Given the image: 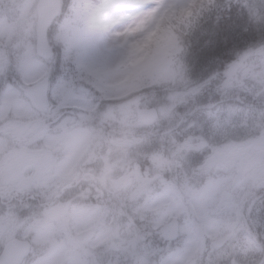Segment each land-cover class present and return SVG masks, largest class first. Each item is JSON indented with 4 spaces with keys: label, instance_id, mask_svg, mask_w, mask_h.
Returning a JSON list of instances; mask_svg holds the SVG:
<instances>
[{
    "label": "rangeland",
    "instance_id": "1",
    "mask_svg": "<svg viewBox=\"0 0 264 264\" xmlns=\"http://www.w3.org/2000/svg\"><path fill=\"white\" fill-rule=\"evenodd\" d=\"M176 1L187 0H164L167 8L162 13ZM124 2L128 11H134L154 0ZM33 4L34 0H0V120L8 122L4 113L14 108L21 116L16 126L0 124V131L7 136L6 140L0 137V164L13 161L18 167L31 165L37 172L28 190L23 191V195L32 193L34 201L27 208L32 221L22 231L36 232L37 245L44 244L36 248L29 262L106 264L111 258L116 264H206L215 252L223 250L226 236L236 243L243 225L233 211L231 188L245 181L264 185V166L248 169L247 164L252 158H261L257 153L264 149V118L235 119L226 111L209 131L208 122L195 116L207 96L200 99L199 89L185 86L178 92L167 89L168 93H159L160 118L154 129L138 135L133 131L138 111L152 105L128 97L130 82L120 85L126 70L119 69L118 64L129 54L136 55L143 41L136 42L134 52L120 51L128 48L126 40L107 48L95 41L81 43L80 25L89 26L95 16L93 0H78L68 7L64 0L65 14L71 15L55 22L50 41L55 50L60 47L59 54L68 55L67 59L59 64L58 54L41 59L35 51L37 30L29 23ZM255 58L251 63L228 64L223 89L247 87L264 95V70L260 67L264 60ZM136 69L132 79L142 78V68L136 65ZM157 69L164 79L173 74L171 64L161 60ZM231 73L236 74V80ZM46 76L51 88L66 94L75 91L74 101L42 113L33 110L27 87ZM92 88L101 92L97 94L99 104L90 98ZM115 96L120 99L116 105L103 100ZM138 97L153 99L157 95ZM178 103L183 105L176 114ZM61 121L65 125L71 122L69 131L61 133L57 129ZM46 136L42 146H30ZM143 136L144 143H140L138 139ZM207 146L209 150L199 158ZM147 149L152 151L147 155L149 163L146 158L141 165L133 164L138 151ZM188 155L196 159L190 169L183 164ZM234 162L239 163L240 171L230 174ZM217 163L221 167H216ZM1 178L4 175L0 173ZM0 186L2 190L10 188L9 197L14 195L15 181H0ZM220 191L224 192L223 200L216 198ZM185 194L190 203H186ZM172 196H176L173 202ZM183 201L188 208L182 207ZM1 207L7 209L10 220L14 213L11 202ZM172 214L182 220L176 224L181 234L175 241L164 239L160 230ZM261 216L264 218V213ZM47 224L45 231L37 233ZM88 228L94 230L91 243ZM111 242L117 251L109 248ZM248 242L254 247L262 244L260 239L249 238ZM259 255L264 256V249Z\"/></svg>",
    "mask_w": 264,
    "mask_h": 264
},
{
    "label": "clouds",
    "instance_id": "2",
    "mask_svg": "<svg viewBox=\"0 0 264 264\" xmlns=\"http://www.w3.org/2000/svg\"><path fill=\"white\" fill-rule=\"evenodd\" d=\"M95 16L89 26L80 25L81 31L78 39L81 43L95 41L99 46L107 48L116 41L126 40L127 49H120L121 52L135 51L137 41L162 25L160 20L161 13L166 10L167 4L164 0H154L153 3H146L139 6L134 11H128V5L124 0H93ZM236 7L239 11L243 9L247 21L253 27L264 28V0H255L254 3L244 5L240 0H200V3L188 5L187 12H181L175 16L169 15L165 21L176 37L177 51L185 45L188 37L192 34L194 28L202 20L215 15L218 19L221 13L231 11ZM153 9L160 11L153 12ZM32 16L29 23L38 30L40 27V18L38 16V4H33ZM255 57H250L249 62H255ZM264 70V63L260 65ZM229 72L226 68L223 73H216L214 78H210L205 88L207 102L202 104L201 111L196 113V119L206 120L209 124V131L213 129L214 121L224 112H228L232 118L254 119L256 116L264 118V95L253 92L251 88L235 86L227 91L223 89L225 74ZM233 80L237 79L235 73H231ZM218 96V99H214ZM71 128V122L68 125L61 121L57 129L64 133ZM250 168L264 166V157L253 161H247ZM216 167H221L217 163ZM240 171L239 163L234 162L230 174H236ZM192 196L194 194L189 193ZM230 195L235 200L233 209L235 217L242 223V229L239 232L240 239L233 243L228 237L224 238L225 246L223 250L215 252L212 258L206 261V264H264V256L259 253L264 249V243L253 246L249 243V238L260 239L264 242V185H258L251 181H245L239 185H233ZM217 200H223L224 192L217 194Z\"/></svg>",
    "mask_w": 264,
    "mask_h": 264
},
{
    "label": "trees",
    "instance_id": "3",
    "mask_svg": "<svg viewBox=\"0 0 264 264\" xmlns=\"http://www.w3.org/2000/svg\"><path fill=\"white\" fill-rule=\"evenodd\" d=\"M71 2L75 3L77 0H65L66 7ZM240 2L248 5L254 3L255 0H240ZM190 3L198 4L200 0H189L187 4L177 6L167 16L160 19L162 25H158L157 29L143 37L142 48L138 50V53L134 57L125 59L127 65L124 81L130 82L126 93L131 100H143L148 105L157 106L161 97L159 93L163 92L162 95H164L169 91L178 92L185 86L201 90L198 98L202 99L206 95L205 88L210 82V78H214L218 72L223 73L228 63L239 57L245 59L251 53L263 51L264 28L253 27L247 21L243 9L238 11L236 7H233L231 11L221 13L218 19L215 15L202 19L178 52L177 39L172 34L165 18L170 14L175 16L182 11L187 12ZM66 16L68 15L65 14L63 6L60 17ZM51 33L52 30L49 33L50 37ZM59 51L60 47L58 46V50L56 49L57 64L64 63V57H66L64 52L59 54ZM159 60L171 64L173 70L171 77L162 78L164 74H160L157 69ZM125 64L124 62L120 63L121 66ZM136 65L142 68V78L139 75L132 79L137 73ZM153 67L154 73H151ZM8 74L13 75L11 72ZM92 92L93 96L97 95V90H92ZM148 94L157 95V98L138 97V95L145 97ZM182 105L178 103L174 113L178 114ZM146 129L136 122V128L133 131L141 135Z\"/></svg>",
    "mask_w": 264,
    "mask_h": 264
},
{
    "label": "flooded vegetation",
    "instance_id": "4",
    "mask_svg": "<svg viewBox=\"0 0 264 264\" xmlns=\"http://www.w3.org/2000/svg\"><path fill=\"white\" fill-rule=\"evenodd\" d=\"M35 147L38 146H34V148ZM4 148L7 149L8 144ZM0 159H2V157H0ZM2 165H4V168H6L7 178H1V183H4L6 181H8L9 183L11 181H15V186L13 187L14 195H11V197H9L11 193L10 188L8 187L6 188V190H2L3 187L0 186V190L7 195V198L4 199L3 194L0 192V250L6 242L13 238L24 239L30 242L29 240L34 239L35 235L33 232L25 234L22 231L24 225L27 224L29 221H32L31 217L29 216L30 212L27 208L30 207L31 201L34 199V196L32 193L23 195V191L28 190V184L33 179V177L29 178L27 176V170L31 169V165H27L24 167L22 164H19L18 167L17 162L14 163L13 161L1 163L0 168H3ZM20 168L26 171L25 175L22 171H20ZM9 201L13 206L14 213L10 215V220H7V217L9 216L6 214L7 209H3L1 207V204L8 205ZM43 227L44 225L41 226V228ZM41 245H43V242L39 244V246ZM31 251L32 247H30V250L28 251L27 255L22 259L21 264H25L27 262V260L33 254H31Z\"/></svg>",
    "mask_w": 264,
    "mask_h": 264
},
{
    "label": "water",
    "instance_id": "5",
    "mask_svg": "<svg viewBox=\"0 0 264 264\" xmlns=\"http://www.w3.org/2000/svg\"><path fill=\"white\" fill-rule=\"evenodd\" d=\"M37 4H38V16L40 18V27L37 30L36 51L40 56L44 58H49L53 55V50L47 38V30L48 27L51 25L53 19L58 15L60 11V0H38ZM42 80H47L48 82L47 78H44ZM40 82H38L37 84H39ZM36 85L33 86L32 89H36ZM37 103L43 104L40 97ZM138 115L140 116L142 122H144L147 125H150L154 123V121L156 120L157 111L153 107L142 109L138 111ZM262 156L263 153L261 152L257 153V157H262ZM111 247L113 249H116L114 244H112ZM0 262H1L0 264H3V261Z\"/></svg>",
    "mask_w": 264,
    "mask_h": 264
},
{
    "label": "snow or ice",
    "instance_id": "6",
    "mask_svg": "<svg viewBox=\"0 0 264 264\" xmlns=\"http://www.w3.org/2000/svg\"><path fill=\"white\" fill-rule=\"evenodd\" d=\"M37 93L42 103L49 109L55 110L72 103L75 99V91L72 94H66L63 91L51 88L47 80H42L36 85Z\"/></svg>",
    "mask_w": 264,
    "mask_h": 264
},
{
    "label": "bare ground",
    "instance_id": "7",
    "mask_svg": "<svg viewBox=\"0 0 264 264\" xmlns=\"http://www.w3.org/2000/svg\"><path fill=\"white\" fill-rule=\"evenodd\" d=\"M262 50L264 51V48H262ZM257 56H258L259 59L264 60V55H261V54H258V53H257ZM225 80H226V77H225L224 81H225ZM88 232H89V234H91L90 237L92 238L94 230H93V229H88Z\"/></svg>",
    "mask_w": 264,
    "mask_h": 264
}]
</instances>
